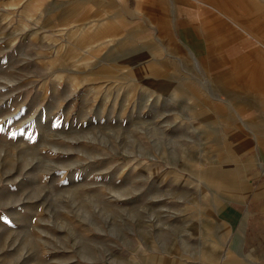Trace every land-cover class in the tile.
I'll list each match as a JSON object with an SVG mask.
<instances>
[{"label":"rangeland","instance_id":"rangeland-1","mask_svg":"<svg viewBox=\"0 0 264 264\" xmlns=\"http://www.w3.org/2000/svg\"><path fill=\"white\" fill-rule=\"evenodd\" d=\"M138 2L0 0V264L252 261L218 212L247 184L245 246L262 240L264 0ZM91 14L153 54L81 49L66 30ZM133 59L172 89L132 77Z\"/></svg>","mask_w":264,"mask_h":264},{"label":"crops","instance_id":"crops-1","mask_svg":"<svg viewBox=\"0 0 264 264\" xmlns=\"http://www.w3.org/2000/svg\"><path fill=\"white\" fill-rule=\"evenodd\" d=\"M138 1L141 3L142 0L141 1L138 0ZM149 1L153 2L154 0H149ZM78 9L84 10V6L75 8L72 11V13H74L75 10H78ZM91 17L92 18L87 23L81 25V27H78L76 29L66 30L67 32L72 33L74 37L76 35H79L81 37V40L83 42L81 45L82 46L81 49H89L90 52L96 54L97 51L101 49V45H102L103 51H105L106 54L110 53L114 49H116L117 51H121L123 54V50L126 47V48H129L128 53H125L127 54L128 58H134V57L140 58L143 55V53L146 55L153 54L151 49H147L151 45H153V42L150 40V38H148L149 36L145 35L146 32H142V33L139 32L137 34L142 35V37L146 39L145 42H142V43H146L148 45L145 46V48H139V51L135 52L131 49V45L129 46V44L125 42V40L128 39L124 33L125 31H121L119 27H117V24L114 21L110 20V16L106 18L104 17V19H100L96 15L91 14ZM118 26H120V24ZM91 33L92 35H90ZM97 39H101V42L95 43ZM132 39L136 40L137 38H132ZM125 54H123V56ZM118 55H121V54H118ZM127 62L131 63V65L128 66V69H126V71L129 74H131L132 77L142 79L144 83H146L150 87H153L157 91L168 92L169 90L172 89V87L174 86L176 82L175 77L167 73L162 74V71L160 70L164 69V67H160L161 69L158 68L159 67L158 65L157 67H155L154 64H152L151 59H148V60L144 59L143 62L140 60L136 62L135 59H133V60H127ZM189 90L191 91V89ZM201 101H203V103L206 105V108H208V110L202 113V115L206 114L205 116H208V115L213 116L216 114L213 110V106L216 107L215 105L210 104V102L207 100L205 101V99H201ZM239 109L240 111L242 110L241 107ZM240 111L238 110L237 113H240ZM211 120H214V118H212ZM254 136H255V139H257L258 134H255ZM224 155L227 156V160H224V161H228L234 165V163L236 162L235 155L232 153L227 154L226 152ZM206 179H207V182L210 184L211 188L219 187L218 189H220L221 182L219 181L216 175L212 174L211 171L207 172ZM213 179L214 181H212ZM240 184L241 183L233 184V187L235 189H233L232 191L234 192V195L237 197V200L233 199L234 202L228 201L227 203L223 205V207L220 208L218 212L220 214V218H221L220 220L224 222V223H221L223 226V231L224 232L227 231V225L228 226L235 225L236 227L241 228L242 238L238 235L236 243H235L236 246L234 245V247H231V248L232 249L235 248L234 251L240 252L241 248L245 249L247 247L249 254H251V257H252V261H250L249 263L250 264H264V240H263L264 230L262 231L263 234L261 233L262 240L259 242L258 245L249 243L247 246H245V236H246L245 233L247 230V226H246L247 225V211H246L247 205H245L246 206L245 210L243 208H240L241 203H243V201L238 200V199L242 197L243 190H245V188L247 187V184H244V185H240ZM252 189L254 190V193L256 196L263 195L264 194V182H262L260 186L255 187V188L253 187ZM254 234H256V232H254ZM227 257H231V255L230 256L228 255Z\"/></svg>","mask_w":264,"mask_h":264}]
</instances>
